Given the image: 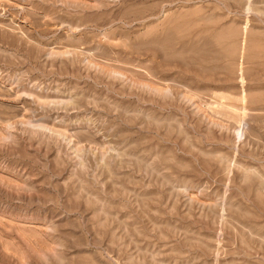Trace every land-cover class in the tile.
Segmentation results:
<instances>
[{"label":"rangeland","instance_id":"obj_1","mask_svg":"<svg viewBox=\"0 0 264 264\" xmlns=\"http://www.w3.org/2000/svg\"><path fill=\"white\" fill-rule=\"evenodd\" d=\"M0 264H264V0H0Z\"/></svg>","mask_w":264,"mask_h":264},{"label":"bare ground","instance_id":"obj_2","mask_svg":"<svg viewBox=\"0 0 264 264\" xmlns=\"http://www.w3.org/2000/svg\"><path fill=\"white\" fill-rule=\"evenodd\" d=\"M220 110V109H219ZM223 110V109H222ZM225 110V109H224ZM231 112V111H230ZM232 112H235L234 110ZM236 114V113H235ZM238 115V114H237Z\"/></svg>","mask_w":264,"mask_h":264}]
</instances>
